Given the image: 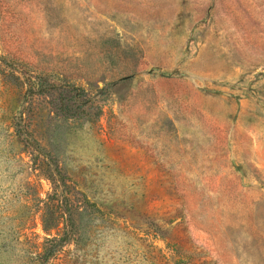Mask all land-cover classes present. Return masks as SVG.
<instances>
[{
    "label": "rangeland",
    "instance_id": "obj_1",
    "mask_svg": "<svg viewBox=\"0 0 264 264\" xmlns=\"http://www.w3.org/2000/svg\"><path fill=\"white\" fill-rule=\"evenodd\" d=\"M0 264H264V0H0Z\"/></svg>",
    "mask_w": 264,
    "mask_h": 264
},
{
    "label": "trees",
    "instance_id": "obj_2",
    "mask_svg": "<svg viewBox=\"0 0 264 264\" xmlns=\"http://www.w3.org/2000/svg\"><path fill=\"white\" fill-rule=\"evenodd\" d=\"M30 84V80H27ZM61 113L68 115V111H66L64 108H61ZM61 181V180H60ZM59 209V208H58ZM62 219V213L55 214L53 218V214L50 216V220H46V215H43L42 217V229L45 232V234L49 235L50 232L53 230L59 232V225L61 224ZM72 229V224L69 226ZM58 237V236H55ZM74 237V231L71 230L70 236H64L63 238H60L58 246H61L62 243H64L67 239H72ZM63 239V240H62ZM59 249L57 247L49 249L47 252L44 253V255L47 257V263H50L52 258L54 259L57 254L59 253Z\"/></svg>",
    "mask_w": 264,
    "mask_h": 264
}]
</instances>
